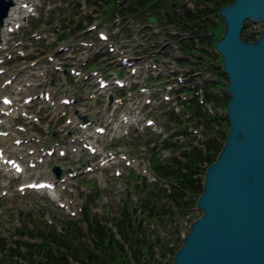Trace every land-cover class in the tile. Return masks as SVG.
Listing matches in <instances>:
<instances>
[{
	"label": "rangeland",
	"instance_id": "rangeland-1",
	"mask_svg": "<svg viewBox=\"0 0 264 264\" xmlns=\"http://www.w3.org/2000/svg\"><path fill=\"white\" fill-rule=\"evenodd\" d=\"M22 1L30 2L33 0H19L20 3ZM34 1L37 3V12H33L35 15L27 16L25 12H21L16 14L14 19H6L3 27L0 28L2 42L3 40L4 42L9 40L8 44H0V47H7L5 51L0 52V58H6L7 55L12 54L10 59L6 58L4 65H0L6 67V73L0 76V87L4 79L12 77L13 83L4 94L13 95L18 104H22V99L26 95L38 94L40 91H49L55 104L52 105L50 102L38 98L34 105L24 110L27 111V115H37L40 118L38 121L33 119V117L28 118L25 116L23 118L21 113H14L9 118H3V123L0 127L12 133L18 132V136L22 137L23 140L32 137L36 138L34 143L23 144L20 148H17L18 146L13 145L15 137L3 136L0 138V147L6 149L9 156L15 154L24 160L26 155L30 156L29 152L40 149V153L36 157L32 156V158L36 159V161L40 158L45 159L44 163L33 169L29 168L27 172L19 177L5 170H0V238H4L9 247H19V242L22 240L32 243L38 242L37 238L29 235L21 236L19 230L22 228L30 229L34 232H46L53 227L58 233L63 232L62 227L77 221L80 217V208L93 198L96 200L91 204L92 210L108 219L105 221L109 226L112 225L110 219L118 217L121 208L126 202L131 201L135 204L141 198L146 197V192L149 189H146V192L140 195L132 192V189L127 187L134 186L135 177L141 175L138 168L139 163L142 166L143 164L147 165L150 161L149 148L151 146L149 142L157 135H161L158 131L159 127L162 130L168 127L176 129L175 123L167 122L170 111L174 110L177 112V109L182 110L181 106H175L173 103H163L154 108L146 107L143 112H151L149 116L156 118V126L141 130L140 128L143 127L142 123H144V120H142L138 125L130 126L131 128L121 127V132L118 134L114 129L118 121V111L115 113L114 108L108 107V94L111 91L114 92L115 89L101 91L97 100H88L87 93L90 90L98 91L97 85L93 81L84 80V72L79 76L70 74L68 70L67 73L63 72L66 66L70 68L71 65L76 63L78 58H80L79 67H81L83 59L75 44L79 39L77 38L78 34L73 37L67 36L65 40L59 41V38L67 35L70 29L72 31L71 35L75 34L72 29H74L76 21L82 17L84 18L91 14L95 19L92 24L87 25V28L101 22V16L105 14L102 7L106 1L99 0L98 4H93L90 0ZM16 6H18L17 2ZM112 8V5L107 6V9ZM94 9H98V11L95 12ZM17 21L22 23L18 30L14 33L5 31L7 25H14ZM106 22L110 23V21L103 19L101 22L103 24L99 26L97 31L108 29L109 23ZM261 29V22L253 24L249 21L244 31L254 30L259 32ZM38 37L40 39H37ZM84 39L98 41L95 34L89 32H86ZM18 43H20V46H16ZM64 46L70 47V51H59ZM18 52H22L23 55L19 56ZM90 52L93 53L94 49H91ZM106 54L107 50L101 52L99 56H106ZM50 57H53L54 60H50ZM205 60L206 58H203L200 62ZM210 62L212 67L194 68L201 69L197 73L206 82L215 80L214 73H211L213 67H222L220 62L217 63L215 60ZM56 65H62L61 70L54 69ZM107 66H109L108 63ZM220 72L221 74L224 73L223 68H221ZM220 81L224 84L227 79L222 78ZM64 91H68L70 95L76 97L75 104L64 106L60 103V96L65 95ZM219 91L221 94L225 93L226 87L221 88ZM4 94L2 93L0 96ZM20 112H23V109ZM216 112L218 114L225 113L220 107L216 108ZM82 116H87L88 119H92L96 123L88 129H81L77 123L83 121ZM188 117L189 115L187 114L186 118ZM75 118H77V121H75ZM68 119L72 120V123L68 122ZM18 123L24 125L23 130L18 129L16 126ZM98 125L105 126L107 132L103 135L96 134L94 127ZM195 128L200 130L198 138L204 139L203 128L201 126H196ZM228 130L229 126L220 128L222 132H227ZM127 131L129 133L125 135L124 132ZM88 135L98 145L100 151L104 149L105 153H107L112 150L118 152V155L126 153L128 160L133 164L128 166L126 165V160H122L119 165L116 164L110 167L96 165L97 168L94 171L88 172L85 169V163L92 161L93 158L87 150L83 149L82 142L79 141V139H82L89 142L86 139ZM57 145L64 147L67 155L61 158L57 153L59 149L57 148V151L52 156H47L45 149L56 147ZM25 146V150H22ZM76 148L80 149L81 152H74ZM160 157L162 159L168 157L167 152L161 151ZM100 159L101 155L96 156L94 163L98 164ZM135 159L136 162L134 163ZM25 165L27 166V164ZM55 167L60 169V177H57V171L54 170ZM69 169L71 172H68ZM116 169H119L123 174L116 176ZM76 173L77 175L74 176ZM63 177L66 182H62L58 186L60 188H57L55 192L56 198L51 197L45 191L18 189L19 185L32 180H58ZM64 186H66V189H63ZM63 204H65V207ZM74 212H76V216H72ZM200 214L201 211L197 209L193 214L189 215V218L185 220H179L178 218L175 223H168L165 225L166 227L157 226L155 223L156 229L163 233L180 226L181 232L187 233L188 225L191 224L190 221L195 220ZM13 260H16V258L14 257ZM173 261L170 258L167 264H173ZM1 264L17 263L5 258V261L2 260Z\"/></svg>",
	"mask_w": 264,
	"mask_h": 264
},
{
	"label": "water",
	"instance_id": "water-1",
	"mask_svg": "<svg viewBox=\"0 0 264 264\" xmlns=\"http://www.w3.org/2000/svg\"><path fill=\"white\" fill-rule=\"evenodd\" d=\"M12 4L0 0V24ZM220 14L225 29L215 47L229 80L230 129L204 175L197 202L203 214L174 264H264V0H234ZM249 20L262 31L245 41Z\"/></svg>",
	"mask_w": 264,
	"mask_h": 264
},
{
	"label": "trees",
	"instance_id": "trees-1",
	"mask_svg": "<svg viewBox=\"0 0 264 264\" xmlns=\"http://www.w3.org/2000/svg\"><path fill=\"white\" fill-rule=\"evenodd\" d=\"M105 1L114 7L117 0ZM233 1L195 0L197 8L191 10L180 0H127L128 7L120 11L133 12L140 18L153 15L157 21L162 20L166 12L170 11L173 24L179 30L187 32L190 41L197 38L202 45L214 47L224 32L223 20L219 16L220 9ZM175 4L178 7H175ZM113 15L111 14V17ZM216 16L220 18L219 22L214 20ZM86 18L92 21L90 17ZM258 35L259 33L254 30L243 31V38L246 41L255 40ZM192 45L193 43L188 46ZM215 58L222 62L221 56ZM216 73L220 74L219 68ZM220 76L225 78L223 74ZM229 101L230 97L224 96L223 107H227ZM172 118L178 119L177 116ZM213 121L221 123L220 128L229 126L227 118L215 117ZM207 127L210 129V123ZM220 128L205 142V150L194 147L190 152H182L181 158L161 160L155 148L152 149L153 170L172 184L171 192L157 186L151 187L147 178L140 181L138 176V182L141 184H136L134 190L141 194L149 189L146 197L135 204L131 201L126 202L118 217L110 219L112 227L108 226L104 217L92 212L90 204H86L82 212L83 218L79 221L86 224V229L78 221L66 224L63 233H58L53 227L46 232L20 229L22 235L38 237L40 243L21 242L19 247L13 248L0 238L1 245L7 250L6 256L9 259L16 255L22 256L34 264H161L156 259L155 247L159 248L162 256H165L169 248L168 242L160 238L158 233L155 239L150 238V223L154 221L159 226L167 225L195 212L193 208L203 192L205 171L216 160L226 139L228 131L222 132ZM176 145L177 143L165 141L162 148ZM159 146L160 144H157L155 147ZM93 199L90 202H94ZM169 232L177 242V250L182 244L180 226L169 229ZM173 252L175 253V250Z\"/></svg>",
	"mask_w": 264,
	"mask_h": 264
},
{
	"label": "bare ground",
	"instance_id": "bare-ground-1",
	"mask_svg": "<svg viewBox=\"0 0 264 264\" xmlns=\"http://www.w3.org/2000/svg\"><path fill=\"white\" fill-rule=\"evenodd\" d=\"M14 1V3L16 2V1H18V0H13ZM18 12H20L19 11V7L18 6H14L11 10H10V12H9V15H8V17L7 18H11V19H14L15 18V16H16V14L18 13ZM3 90H0V92H2ZM3 96H1V98H2ZM75 120H77L76 118H75ZM79 123V122H78ZM15 139H18V138H15ZM1 167L2 166H0V169H1ZM5 168H7V167H5ZM8 170H10L9 168H7Z\"/></svg>",
	"mask_w": 264,
	"mask_h": 264
}]
</instances>
